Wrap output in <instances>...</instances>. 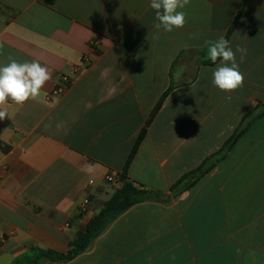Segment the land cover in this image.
I'll return each instance as SVG.
<instances>
[{"label": "crops", "instance_id": "1", "mask_svg": "<svg viewBox=\"0 0 264 264\" xmlns=\"http://www.w3.org/2000/svg\"><path fill=\"white\" fill-rule=\"evenodd\" d=\"M182 11L185 25L166 32L150 0H0V66L36 60L52 75L35 99L4 105L0 264L66 253L123 187L144 131L127 178L163 196L130 207L72 260L37 264H264V0H190ZM221 35L247 50L231 92L212 83L220 60L209 63L207 42ZM241 127L175 197L171 187Z\"/></svg>", "mask_w": 264, "mask_h": 264}, {"label": "clouds", "instance_id": "2", "mask_svg": "<svg viewBox=\"0 0 264 264\" xmlns=\"http://www.w3.org/2000/svg\"><path fill=\"white\" fill-rule=\"evenodd\" d=\"M190 0H150V7L155 10V28L172 32L175 28H182L186 23L185 12L182 11ZM208 58L215 64L220 63L212 70L214 86L224 92L235 91L243 86L244 74L240 71L236 61V53H241V60L247 50L237 45L235 51L230 47L229 41L221 35L216 41H208ZM3 45L0 44V48ZM9 63L0 66V120L9 117L4 107L10 99L17 105H23L29 99H35L46 82L52 79L51 72L39 61L17 62L9 56ZM230 63V66H229ZM62 125L57 124V128ZM81 171L88 174L95 172L94 165H85ZM90 182H92L90 180ZM172 260L176 257L172 256Z\"/></svg>", "mask_w": 264, "mask_h": 264}, {"label": "trees", "instance_id": "3", "mask_svg": "<svg viewBox=\"0 0 264 264\" xmlns=\"http://www.w3.org/2000/svg\"><path fill=\"white\" fill-rule=\"evenodd\" d=\"M237 20L238 18L236 19V22ZM209 63L214 64L212 61H210ZM168 94L169 92H166L162 96L161 100L155 107L153 113H156L161 108ZM245 129L246 127H241L240 129H238L235 132V134L226 142L222 151H220L219 153H217L212 157L207 158L202 163V165L198 167V169L192 171L191 173L186 174L171 189L176 193H180L182 191H185L189 187L193 186L199 179H201L203 176L209 173L216 166L217 161L220 160V157L223 155V153L226 150L230 149L236 143V141L239 139V137L242 135ZM144 136H145V131L139 137L128 159L127 165L124 169V173L121 176V180L124 182L123 187L118 191H116L115 194L112 196V198L107 203H105V206L100 211V213L90 220V222L87 225V229L85 231L79 232L76 235L74 240L69 245L70 246L69 250L66 253H57L54 251H45V250L36 249L35 252L37 255L34 256L33 259L34 264L44 258L51 259L54 261L72 260L79 254L88 250L92 245V243L94 242V240L98 236H100L115 219H117L122 213L127 211L130 207L145 200H153L158 198L159 193H156L155 191L149 189H145L143 187H139L135 185L132 181L128 180L127 178L128 167L132 159L134 158L141 142L143 141ZM215 158H217L216 162L210 164L211 160H214ZM191 176H194V180L193 181L189 180L187 183H184ZM182 183L184 184L182 185V187H180Z\"/></svg>", "mask_w": 264, "mask_h": 264}, {"label": "rangeland", "instance_id": "4", "mask_svg": "<svg viewBox=\"0 0 264 264\" xmlns=\"http://www.w3.org/2000/svg\"><path fill=\"white\" fill-rule=\"evenodd\" d=\"M165 101H166V99H165ZM165 101H164V103H165ZM164 103H163V105H164ZM163 105H162V106H163ZM162 106H161V108H162ZM161 108H160V109H161ZM160 109H159V110H160ZM159 110H158L156 113H153V115H152V119L150 120V123H151V121L155 118V116L158 114ZM262 112H264V107H263V106H258V108H257V114H260V113H262ZM218 153H219V152H218ZM216 154H217V153H216ZM216 154H215V155H216ZM213 156H214V155H213ZM216 160H217V158H215L214 160H211L210 164H213L214 162H216ZM201 165H202V164H201ZM201 165H200V166H201ZM200 166H199V167H200ZM197 169H198V168H197ZM195 170H196V169H195ZM190 173H191V172H190ZM187 174H188V173H187ZM185 175H186V174H185ZM185 175H183L182 177H184ZM182 177H181V178H182ZM181 178H180V179H181ZM180 179H179V180H180ZM179 180H178V181H179ZM189 180H190V181H193V180H194V176L189 177L188 180H187L186 182H184V183H187ZM178 181H177V182H178ZM177 182H176V183H177ZM176 183H175V184H176ZM184 183H182V184L180 185V187H182V185H183ZM123 184H124V182H123ZM175 184H174V185H175ZM174 185H173V186H174ZM173 186H172V187H173ZM172 187H171V188H172ZM171 191L173 192V195H174L175 197L178 196V195H180L182 192H184V191H182V192H180V193H176V192H174L172 189H171ZM155 192H156V193H159L158 198H160V197L163 196L162 193L157 192V191H155ZM114 194H115V193H114ZM114 194H113V195H114ZM111 198H112V197H111ZM158 198H157V199H158ZM145 201H146V200H145ZM88 202H89V201H88ZM142 202H143V201H142ZM106 203H107V202H106ZM87 204H88V203H87ZM87 204H86V205H87ZM104 206H105V205H104ZM103 208H104V207H103ZM83 209H84V208H83ZM99 213H100V212H99ZM99 213H98V214H99ZM98 214H97V215H98ZM41 260H42V259H41ZM41 260H39L38 262H40ZM38 262H37V263H38ZM37 263H35V264H37Z\"/></svg>", "mask_w": 264, "mask_h": 264}, {"label": "built area", "instance_id": "5", "mask_svg": "<svg viewBox=\"0 0 264 264\" xmlns=\"http://www.w3.org/2000/svg\"><path fill=\"white\" fill-rule=\"evenodd\" d=\"M96 44V43H95ZM71 76L70 75H62L59 79V85L56 86L54 93H62L64 89H66V86L70 83ZM106 180L108 182L114 181V177L112 175H108L106 177ZM88 203V202H87Z\"/></svg>", "mask_w": 264, "mask_h": 264}]
</instances>
